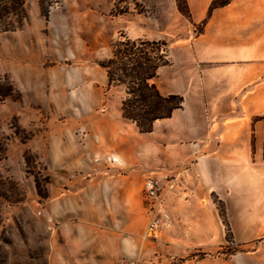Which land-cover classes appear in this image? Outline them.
Returning <instances> with one entry per match:
<instances>
[{"label": "rangeland", "instance_id": "obj_1", "mask_svg": "<svg viewBox=\"0 0 264 264\" xmlns=\"http://www.w3.org/2000/svg\"><path fill=\"white\" fill-rule=\"evenodd\" d=\"M25 10L21 28L0 33V74L18 91L0 101V264H264V168L244 177L237 207L223 200L230 227H188L208 219L184 200L171 208L185 145L164 147L161 123L141 133L124 119V92L98 64L122 34L166 40L171 64L154 82L173 93L198 78L191 42L203 25L177 0H25ZM149 177L158 199L146 197Z\"/></svg>", "mask_w": 264, "mask_h": 264}, {"label": "crops", "instance_id": "obj_2", "mask_svg": "<svg viewBox=\"0 0 264 264\" xmlns=\"http://www.w3.org/2000/svg\"><path fill=\"white\" fill-rule=\"evenodd\" d=\"M213 1L187 0L193 23L206 20L191 42L198 78L172 91L184 96L183 108L156 122L169 127L164 147L185 145L190 165L174 178L172 210L184 200L208 219L188 227L224 225L213 195L229 212L238 206L244 177L264 168V121L254 120L264 115V0H231L209 14ZM113 182H97L107 199ZM122 183L125 197L130 183Z\"/></svg>", "mask_w": 264, "mask_h": 264}, {"label": "trees", "instance_id": "obj_3", "mask_svg": "<svg viewBox=\"0 0 264 264\" xmlns=\"http://www.w3.org/2000/svg\"><path fill=\"white\" fill-rule=\"evenodd\" d=\"M44 1L41 0L42 8ZM230 2L214 0L209 14ZM177 7L193 22L187 0H177ZM26 18L25 0H0V33L21 28ZM205 23L206 20L202 25ZM98 64L106 71L108 86L120 88L124 92L121 101L123 118L134 123L141 133L153 132L158 120L170 118L176 110L183 108L182 94H164L154 82L160 70L171 64L169 43L166 40L132 38L122 34L113 43L110 54ZM17 93L9 79L0 74V101L15 97ZM254 120L264 121V115ZM213 198L224 225L230 227L224 201L216 195Z\"/></svg>", "mask_w": 264, "mask_h": 264}, {"label": "built area", "instance_id": "obj_4", "mask_svg": "<svg viewBox=\"0 0 264 264\" xmlns=\"http://www.w3.org/2000/svg\"><path fill=\"white\" fill-rule=\"evenodd\" d=\"M160 184L158 179L149 177L144 184V191L147 198L158 199L160 198ZM161 225V219L154 217L151 219L148 227V235L150 237L157 238L159 236V229Z\"/></svg>", "mask_w": 264, "mask_h": 264}]
</instances>
